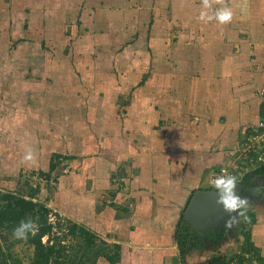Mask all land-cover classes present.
<instances>
[{
	"label": "crops",
	"instance_id": "obj_1",
	"mask_svg": "<svg viewBox=\"0 0 264 264\" xmlns=\"http://www.w3.org/2000/svg\"><path fill=\"white\" fill-rule=\"evenodd\" d=\"M204 4L0 0V191L118 244L115 264H264V174L243 183L264 164L234 184L247 204L222 239L185 262L175 237L212 171L263 132L264 0ZM21 176L23 194L5 190Z\"/></svg>",
	"mask_w": 264,
	"mask_h": 264
},
{
	"label": "trees",
	"instance_id": "obj_2",
	"mask_svg": "<svg viewBox=\"0 0 264 264\" xmlns=\"http://www.w3.org/2000/svg\"><path fill=\"white\" fill-rule=\"evenodd\" d=\"M51 168H54V164L51 165ZM257 174H264V166L248 174L243 183L250 185L252 177ZM232 204L233 202L230 207ZM51 213V209L43 203L27 200L19 194L0 192V230L13 231L20 221L25 219H31L35 223L34 230L29 232L26 237L34 248V256L30 264H101L99 263L100 259H103L107 264H115L120 261L121 253L118 244L100 247L97 242V234L94 231L71 219L63 218L66 222L65 227L61 221H58L57 227L60 232H63L64 237L73 235L82 240L74 245V254H67L65 245L61 244V241L59 243L51 242V235L56 229L54 223L49 220ZM57 216L60 218L59 220H62L60 215L57 214ZM249 220L254 223L255 216L253 215V218ZM223 234L222 229L195 230L181 220L175 237L182 260L186 262V256L191 251L203 248L208 242L222 239ZM244 235L247 241L246 249L254 250L258 255L257 260L262 261L259 252L251 245L250 237L246 233ZM44 238L47 241H44ZM103 243L105 244V241ZM245 262L250 264V260H243L244 264Z\"/></svg>",
	"mask_w": 264,
	"mask_h": 264
},
{
	"label": "rangeland",
	"instance_id": "obj_3",
	"mask_svg": "<svg viewBox=\"0 0 264 264\" xmlns=\"http://www.w3.org/2000/svg\"><path fill=\"white\" fill-rule=\"evenodd\" d=\"M30 175H32V174H30ZM18 180H19V186H17V187L15 186L13 188L8 183L6 186H4L5 188H7L5 190H11L13 192H16L19 190V192L23 194L25 191L24 190L25 186H24L23 181L25 179H24V177L21 176ZM0 192H2V191H0ZM53 193H54V191L50 190V194H49L48 199L51 196H53ZM40 200H42V199H40ZM53 204L55 205V203H53ZM51 212L52 213L49 215V217H50L49 220L52 221L54 223V225L56 226V229L53 230V233L51 235V240H52L51 242L52 243H59L61 241L60 243L65 245V248L67 250V254H69V255L74 254L73 253L74 245L77 244L78 242L82 241L81 238H78V237L73 236V235H68V236L64 237L63 232H60V229L57 227V224H58V221H61L62 224H64L63 227H65L66 222L64 221L63 218H66V217L56 210H52ZM57 214L61 216L62 220H59L60 218H58ZM233 216L235 217V220H236V216H237V220L239 221L241 214H237V215L234 214ZM237 224H239V223L236 222L235 225L237 226ZM229 228H230V230H232L231 226ZM235 229H236V227H234V230ZM12 233H13V231L8 230V229L0 230V264H30L32 261L33 255H34L33 246L27 241V238L16 239ZM97 242H98V245L100 247L106 246V245H111L108 242H105V244H104L103 241L100 239H98ZM99 261L101 262V264H105L103 259H100Z\"/></svg>",
	"mask_w": 264,
	"mask_h": 264
},
{
	"label": "water",
	"instance_id": "obj_4",
	"mask_svg": "<svg viewBox=\"0 0 264 264\" xmlns=\"http://www.w3.org/2000/svg\"><path fill=\"white\" fill-rule=\"evenodd\" d=\"M224 193L222 205L221 197L216 189L200 190L191 198L183 214V221L195 230L215 228L221 221L226 220L225 206L230 207L233 202V186L222 190ZM235 195L241 192V185H235Z\"/></svg>",
	"mask_w": 264,
	"mask_h": 264
},
{
	"label": "built area",
	"instance_id": "obj_5",
	"mask_svg": "<svg viewBox=\"0 0 264 264\" xmlns=\"http://www.w3.org/2000/svg\"><path fill=\"white\" fill-rule=\"evenodd\" d=\"M260 94L264 96V88L260 90ZM256 129H263V132L261 134L259 133L248 137L246 141L234 149L233 154H236V163H234L231 167H218L212 171L210 174V184L212 186L217 182V178L222 176L225 178H233L234 184L239 183L246 172L264 164V119L261 120L259 127ZM249 154L251 156L250 160ZM248 160L249 163H247ZM221 183L223 185L222 190H225L233 185L229 183L227 179L221 181Z\"/></svg>",
	"mask_w": 264,
	"mask_h": 264
},
{
	"label": "clouds",
	"instance_id": "obj_6",
	"mask_svg": "<svg viewBox=\"0 0 264 264\" xmlns=\"http://www.w3.org/2000/svg\"><path fill=\"white\" fill-rule=\"evenodd\" d=\"M207 0H205V4L204 7L207 8ZM207 14L204 11H201L199 19L204 20L206 18ZM215 17L216 19L223 23L226 22L230 19L231 17V12L227 9H220L215 13ZM207 18H211V17H207ZM30 158V154L29 157H26V159ZM227 179V181L231 184H233V204L231 207L225 206V211L229 212V213H237V214H241L242 215V210L245 208L247 201L244 199L239 198L238 196L235 195V185H234V181L233 178L231 177H218L217 178V182L215 184H213V187L216 188L217 193L219 194V196L221 197V199L219 200V202L223 205L224 204V200H223V196L224 193L222 191V183L221 181ZM233 221L235 220V217L233 216L231 218ZM227 226H231V223H229ZM35 228V223L33 220L31 219H25V220H21L20 223L13 229V236L16 239H25L27 237V235L29 234V232L33 231Z\"/></svg>",
	"mask_w": 264,
	"mask_h": 264
},
{
	"label": "flooded vegetation",
	"instance_id": "obj_7",
	"mask_svg": "<svg viewBox=\"0 0 264 264\" xmlns=\"http://www.w3.org/2000/svg\"><path fill=\"white\" fill-rule=\"evenodd\" d=\"M224 221H222V222H220L219 224H218V226H216L215 228H213V229H215V230H220V229H222V227L224 226L222 223H223ZM225 223V222H224Z\"/></svg>",
	"mask_w": 264,
	"mask_h": 264
}]
</instances>
